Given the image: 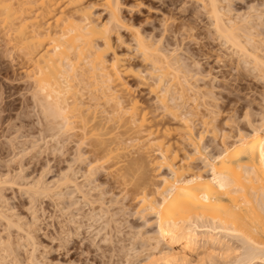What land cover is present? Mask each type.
Instances as JSON below:
<instances>
[{
	"label": "bare ground",
	"instance_id": "obj_1",
	"mask_svg": "<svg viewBox=\"0 0 264 264\" xmlns=\"http://www.w3.org/2000/svg\"><path fill=\"white\" fill-rule=\"evenodd\" d=\"M200 2L204 4L203 9L205 7L208 11L210 22L212 20L213 26H210L229 50L236 55L238 53L240 58L242 56L244 63H254V70L264 72V0H246L247 5H243L247 7V11L244 13H241L244 9L239 11L236 6L233 7L237 4L233 0ZM121 3L120 0H0V26L5 30V33L3 30L2 32L8 36L5 37L8 38L5 43H10L17 51H13L15 55L17 53V58L19 56L21 62L24 61V74L27 73L28 78L34 82L35 96L39 100L36 99L37 105L40 104L39 108L46 114L45 117L62 119L64 125L59 126L67 133L81 129L82 139L78 132L77 136L83 142L88 140L93 145L91 147L88 144L91 145L89 149L93 148L90 151L94 156L89 157V166L85 167L87 170L82 172L81 177L84 176V180L91 184L98 179L93 174H97L99 169L110 168L109 175L116 171V177L111 179H124L126 175H131L128 173L130 171H142H139L141 178L138 173L135 185V198L139 203L137 211L145 220V226H154L152 233L146 235H149L147 239L150 243L153 241L155 244L151 247L158 251V258L153 257V254L149 255L147 262L143 264H159L160 260L161 264H203L207 259L206 253V256L217 254L224 260L226 258L227 264H264V123L260 125L254 122L255 124H250L251 130L247 131L241 127L235 135L224 134L220 145L217 143L219 147L216 146L219 150L216 151V147L210 150V142H206V136L210 127L213 132L218 129L215 122L216 111L212 110L211 117L204 116L202 121L196 123V114L193 110L184 108L183 104L187 103V93L193 91L195 95L205 98L208 94L210 96L211 89H199L191 83L188 74V77L184 74L186 71H181L183 67L177 56V49L168 51L161 48L158 41H150V37L147 36V39L139 27L133 25L130 29L132 27L134 49L150 67L142 69V65L136 67L130 63L129 54L121 51L118 45L123 40L119 36L120 28L127 25L120 13ZM96 6L109 14L106 20L95 14ZM235 10H238L237 14L234 13ZM116 40L119 42L116 43ZM228 53L226 55H230L231 51ZM128 77H136L139 82L145 81L146 85L144 82L141 85L147 86L156 101L163 105L165 111L175 120V126H161L164 124L163 120L156 121L155 116V122L150 127L146 126L150 117L145 109L138 110L141 106L137 97L130 96ZM149 77L152 81H149ZM180 100H183V104L179 103ZM95 108L102 110H93ZM106 115H109L108 118H103ZM201 123L205 130H198L197 124ZM51 124L49 122L48 125L53 128ZM117 130L118 133L122 132L121 135L118 136ZM122 130L126 134L131 131L133 137L130 135L127 140L123 139L122 134L125 131L123 133ZM109 134L110 137L107 136ZM114 134L116 136L112 137ZM139 140L142 144L140 149H146L145 153L148 155L152 154L148 158L127 156L124 161L123 157L129 154L122 152L126 148L123 144L126 141ZM153 155L156 157L149 158ZM150 167L155 172L152 177L147 172ZM67 175L64 176L66 183L76 186L74 190L84 193L85 196L83 180L77 183L72 181L71 174L70 177ZM118 179L116 180L119 182ZM40 180L31 183V189L34 193L49 194V184ZM144 202H147L146 205L141 204ZM137 211L135 212L138 213ZM104 212L101 213L100 210L99 213ZM150 214H154L151 219L148 217ZM0 219H5L11 226L17 222L3 210L0 211ZM110 220L113 223L111 217L106 221ZM106 221L103 222L107 223ZM16 225L17 228L20 227V223ZM102 228L105 229L106 226ZM107 229H101V232H106L105 238L101 234L102 241H111L110 235L113 233H109ZM235 243L238 245H234ZM109 244L108 247L112 245ZM236 250L242 251H238L239 255L235 259L231 255ZM203 251L204 258H201L203 255L199 254ZM132 255L131 257L134 256ZM231 257L235 260H231ZM3 259L0 255V264L7 263Z\"/></svg>",
	"mask_w": 264,
	"mask_h": 264
},
{
	"label": "rangeland",
	"instance_id": "obj_2",
	"mask_svg": "<svg viewBox=\"0 0 264 264\" xmlns=\"http://www.w3.org/2000/svg\"><path fill=\"white\" fill-rule=\"evenodd\" d=\"M240 1L242 2V0H233V3H237L233 7L236 6L239 11L244 9L241 12L244 13L247 11V7L243 5L244 3L246 4V0H243V3ZM120 2H122L120 4L121 16L129 26L126 25L120 28L119 36L123 40L118 41L120 44L116 40V43H118L121 51L129 54L130 63H133L136 67L142 65V69L150 67V65L142 61V58L134 49L135 43L133 42L135 40L132 36V27L130 29V26L133 25V27L138 26L144 36L150 37V39L147 37L150 41H158L161 48H165L168 51L173 50V48L177 49L176 53L178 55H176L181 59L183 67L181 71H186L184 74L186 77L189 76L191 83L198 86L199 89L202 87L206 90L211 89L212 93L205 98L197 94L200 96L198 97L192 91L186 95V104H183V100L179 101L180 104L186 106L184 108L193 110L196 114V123L202 121L204 116L208 118L210 115L209 117H211L213 115L212 113L210 114L212 110L216 111L217 121L215 122L218 125V129L213 132V128L210 127V131H207L206 136V142H210V150L215 149L216 146L219 147L224 134L235 135L241 127L242 130L245 129L247 131L251 130L250 126L252 123H260V125L264 123V120H262L264 119V72L262 70L260 72L259 69L254 70V63H250V65L249 63H244L242 56L240 58L238 53L236 55L234 54L235 52L229 50L222 38H219V34L215 33L214 28L212 29V20L210 22L208 11L205 10V7L203 9L204 4L200 0H120ZM94 10L95 14L101 19L106 20L108 18L109 14L103 8L96 6ZM238 10H235L234 13L237 14L236 11ZM2 30L5 33L3 27L0 26V182H3L0 183V211L3 210L11 219L15 222L17 221L11 226L8 225L5 219H0V255L1 258H4V262H7L5 264H143L152 254L153 257L158 258V251L153 248L154 242L151 241L150 243L147 239L149 235H146L150 232L152 233L154 229L152 227L154 226L149 227L147 224L145 226V220L142 218L141 213L137 211L139 203L135 198V193L137 192H135V185L138 181V173L140 175L142 171L139 170V172L134 167L137 170L131 173L130 170L132 169H130L128 173L131 175H126L124 179L116 178L119 182L114 178L111 179L116 177V174H114L116 171L110 170L113 175L112 173L109 175L110 168H107L108 170L106 168V170H103L104 168L99 169L100 172L99 170L98 173L96 172L98 175L94 173L93 177L98 179L96 178L97 180L93 183L91 182V184L86 179L84 180V176L81 177L82 172L87 170L85 167L89 166L88 162L92 158L90 156H94V153L91 152L93 148L89 149L93 145L88 143V140L85 142L81 140L83 135H80L81 129L77 128L71 131L74 133L69 132L71 135L62 129L64 125L62 119H55L51 116L47 119L45 117L46 114L39 108L40 104L39 106L37 105L39 100L35 96L36 88L34 82L31 78H28L27 73L24 74V61L22 60V63L19 56V59L17 58V53L16 55L14 54L17 51L10 43H8L10 45L6 44L8 38L5 39L7 35ZM228 51H231L230 55L233 54V56L226 55L229 54ZM196 78L199 79L197 80ZM127 81H130V96L132 98L133 96L137 97L140 102L139 105L141 107L138 110L142 111L145 109L144 111L148 113L147 116L150 117L146 121L147 127H150L155 122L153 116L156 117V121L157 119L163 120L164 124L161 126H175V120L169 116L163 105L156 101V97L148 91L149 89L145 86L144 80L139 82L136 77H128ZM149 81H152L150 77ZM141 82H144L143 84L145 85H141ZM195 97H197L196 100L194 99ZM183 106L181 109H183ZM100 108L93 110H102ZM107 116L109 115L103 116V118ZM51 119L52 121H50ZM55 121H61L62 123L59 122L61 123L59 124ZM49 122L50 124L53 122V125H51L54 129L48 125ZM204 127L202 123L197 124V128L200 131L202 129L205 130L206 128ZM119 131H121L120 128ZM131 131L130 133L127 132V134L125 131V134H122L123 139L127 140L130 135L133 137L134 132L132 131L133 134H131ZM76 132H78L81 139ZM121 133L119 132L118 136ZM115 134L112 137H115ZM107 136L110 137L111 134ZM218 142L219 145L217 144ZM125 143L123 144V146L126 145L125 150H122L123 148L121 150L129 155L123 157L124 161L127 156H146L148 158L147 156L152 154L148 155V153H145L146 149H143L144 151L141 150L142 144L140 140L138 142L126 141ZM80 146L83 147L80 148ZM217 147L216 151L219 150ZM155 157L153 155L149 158L153 159ZM82 160L83 162H81ZM126 160L129 162L130 158ZM157 160L158 158L155 159V161ZM81 168L82 171L79 172ZM152 168L150 167V170H147L151 177L155 173ZM165 171L168 172V169ZM69 173L72 175V181H77L78 183L83 180L84 186L82 189L84 192L86 191L85 196L84 193L74 190L76 186L66 183L64 176L68 174L67 176L70 177ZM59 178L62 179L59 180ZM38 179H42L40 181L45 180V183L49 184L51 190L49 194L34 193L31 189V183L38 181ZM112 180H114L113 183ZM116 182L117 184H115ZM98 184L100 185L96 187ZM28 187L30 188L28 189ZM88 190L89 192H87ZM63 192H65L64 195ZM146 203L141 204L146 205ZM108 209L112 213L116 212L115 215H112ZM100 210L101 213L102 211L107 213L101 214L99 213ZM153 216L154 214H150L148 217L151 219ZM98 217L100 218L99 220L97 219ZM110 217L111 219L113 218V223L112 220L110 222L106 221ZM116 220H119L117 222L118 225H116ZM19 223L23 229L17 228L16 224L19 225ZM105 226V229L108 228L107 226H112L108 228L109 231L108 229L106 230L109 233H111L110 231L113 233L110 235V237L112 236L110 239L111 243L108 240L109 233L107 232V240L110 244L106 240L102 241V238L106 237V232L103 231L105 229L102 228ZM98 227L103 229V233L101 229L97 230ZM114 234L118 236H115V238L113 237ZM105 242L108 243L106 244ZM108 244L112 245L108 247ZM151 245L153 246L151 247ZM234 245L237 246L238 243ZM236 251L237 255L235 253L231 255L235 259L242 250ZM204 254V251L200 252L199 256L203 255L201 258H204ZM206 254L205 257L207 259H205L206 261L203 264H227L226 258L224 260L223 257L220 258L216 254V256L209 255L213 257L211 259ZM232 257L231 260L234 259ZM158 263L161 264L162 260L158 261ZM163 264L165 263L163 262Z\"/></svg>",
	"mask_w": 264,
	"mask_h": 264
}]
</instances>
